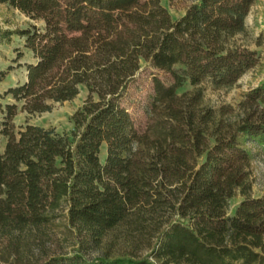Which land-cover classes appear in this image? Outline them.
<instances>
[{
	"label": "trees",
	"instance_id": "1",
	"mask_svg": "<svg viewBox=\"0 0 264 264\" xmlns=\"http://www.w3.org/2000/svg\"><path fill=\"white\" fill-rule=\"evenodd\" d=\"M255 2L195 0L174 20L162 0H0L43 23L0 29V45L17 35L37 60L2 96L14 104L0 124V234L64 216L79 249L44 264H264V196L253 195L248 147L264 151V83L236 115L206 104L203 87L231 88L257 65L235 42ZM142 60L158 74L136 119L123 101ZM12 69H0V83ZM186 83L193 90L179 95ZM82 89L73 132L16 131L19 109L47 113ZM121 236L135 239L121 248Z\"/></svg>",
	"mask_w": 264,
	"mask_h": 264
},
{
	"label": "rangeland",
	"instance_id": "2",
	"mask_svg": "<svg viewBox=\"0 0 264 264\" xmlns=\"http://www.w3.org/2000/svg\"><path fill=\"white\" fill-rule=\"evenodd\" d=\"M194 1L162 0V4L167 8L171 17L174 20H178ZM32 24L38 27L43 26L42 22H34L20 12L12 11L0 5V29L8 31L25 30L29 29ZM235 42L237 45L246 47L256 53L258 58L257 65L248 70L238 83L231 88L214 90L209 85L203 86L206 104L216 110L222 107H230L233 109V115L237 114L238 105L244 95L264 83V0H256L246 18V32L237 36ZM24 45L25 40L17 35L11 37L10 43H2L0 45V69L7 70L9 67H13L5 80L0 83V124L4 122L6 105L14 104L10 97L2 96L8 89L25 83L28 75L24 65L33 64L37 61L33 54L25 49ZM19 53H21L22 58L19 62H16ZM152 74H158V72L150 64L142 60L137 80L131 85L123 101V106L130 110L136 119H140L144 115V99L151 93ZM160 76L167 80L163 74H160ZM191 90H193V87L186 83L178 90V94L181 95ZM88 94L85 89H82L78 97L73 101L55 104L50 112L43 114L28 115L19 109L13 119L16 131L26 125H35L47 129H55L60 134L73 132L74 123L71 118L83 105ZM5 143L6 139L2 137L0 142L1 152L4 151ZM248 147L252 150L254 156L252 162L255 180L253 195L261 197L264 196V151L255 144H248ZM101 153V161L105 162L106 157H108L106 146L103 147ZM241 200L242 198L239 195L231 200L230 214L235 212ZM133 239L135 238L131 237L128 239V237L124 238L121 236L117 239V245L123 248L124 242ZM106 246L101 249L89 250L84 253L85 258L90 262L93 261L103 254ZM78 249L74 234L70 231L64 216H60L50 224L39 228H28L13 235L0 234V264H44L53 258L73 256ZM141 254L146 255L147 250L142 251Z\"/></svg>",
	"mask_w": 264,
	"mask_h": 264
},
{
	"label": "crops",
	"instance_id": "3",
	"mask_svg": "<svg viewBox=\"0 0 264 264\" xmlns=\"http://www.w3.org/2000/svg\"><path fill=\"white\" fill-rule=\"evenodd\" d=\"M104 146H106V145H104ZM104 146H103V147H104ZM103 147H102V149H103Z\"/></svg>",
	"mask_w": 264,
	"mask_h": 264
}]
</instances>
